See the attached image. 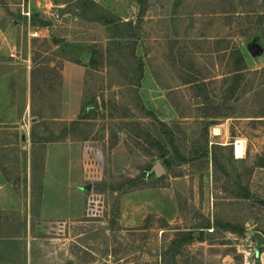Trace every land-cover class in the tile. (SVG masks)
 Here are the masks:
<instances>
[{
	"label": "rangeland",
	"instance_id": "1",
	"mask_svg": "<svg viewBox=\"0 0 264 264\" xmlns=\"http://www.w3.org/2000/svg\"><path fill=\"white\" fill-rule=\"evenodd\" d=\"M0 44V264H264V0H0Z\"/></svg>",
	"mask_w": 264,
	"mask_h": 264
},
{
	"label": "trees",
	"instance_id": "2",
	"mask_svg": "<svg viewBox=\"0 0 264 264\" xmlns=\"http://www.w3.org/2000/svg\"><path fill=\"white\" fill-rule=\"evenodd\" d=\"M137 1V0H136ZM230 6V4H229ZM82 6H73L72 8V12L73 10H76L78 12V10L81 8ZM89 8H91V12H95L96 9L94 8H97L93 3L89 4ZM88 10V8H87ZM73 15H76V13H72ZM91 20L93 21H100L102 22L103 24H109V23H112V18H108L107 16H97L96 13L93 14V16L90 18ZM90 54H91V59L89 60V64L93 65V54L94 52L93 51H90ZM233 56H234V61L237 63L234 68H233V72H238L239 70H241V67L244 66V58L243 56L241 55V53L238 51V50H234V52L232 53ZM240 76L237 74L236 76H234V79L232 81V84H231V88H230V92H231V95L235 92L236 88L238 87L239 85V82H240ZM194 82V81H193ZM196 82V80H195ZM185 84H192V81L191 80H187L185 82ZM213 115H216V114H213ZM214 117V116H212ZM244 199H248L250 198V194L247 193L245 196H243ZM225 230L226 231H230L231 232V224H228L226 223V225L224 226ZM25 233V232H24ZM13 239V238H12ZM192 240H194L193 236L191 233L189 232H176L174 234V238L172 239V241L170 242V247L168 248V250L166 252H164V254H162L160 256V261L162 264H165L166 263V258L171 256L173 259H172V262H169L168 264H176L174 258L179 254V250L182 246H187V245H190ZM5 241H3V237L0 236V245H3L5 244L6 248L9 249L10 246H12L13 242H6L4 243ZM5 264H13V262L11 263V261H6Z\"/></svg>",
	"mask_w": 264,
	"mask_h": 264
},
{
	"label": "water",
	"instance_id": "3",
	"mask_svg": "<svg viewBox=\"0 0 264 264\" xmlns=\"http://www.w3.org/2000/svg\"><path fill=\"white\" fill-rule=\"evenodd\" d=\"M247 51L249 52V54L251 56H258V55L261 54V52L258 51L257 46L255 45V43L248 44ZM84 54L85 55H84L83 60L85 62H89L90 57H91L90 52H86ZM260 164H261V161H260ZM156 171H157V173H161V168H160L159 165L156 166ZM253 238H255V240L257 241L259 246L263 244V239H262V237L259 234H254ZM257 251H258V248H257L256 252Z\"/></svg>",
	"mask_w": 264,
	"mask_h": 264
},
{
	"label": "built area",
	"instance_id": "4",
	"mask_svg": "<svg viewBox=\"0 0 264 264\" xmlns=\"http://www.w3.org/2000/svg\"><path fill=\"white\" fill-rule=\"evenodd\" d=\"M25 16H26V17H30V13L27 11V13H25ZM51 16H52L54 19H56V20L59 18V15H58L57 13H55V14L52 13ZM30 35H31V37H33V38H36V37L40 38V37H41L40 30H34V31L31 32ZM236 145H237V143L234 145L235 150H236Z\"/></svg>",
	"mask_w": 264,
	"mask_h": 264
},
{
	"label": "bare ground",
	"instance_id": "5",
	"mask_svg": "<svg viewBox=\"0 0 264 264\" xmlns=\"http://www.w3.org/2000/svg\"><path fill=\"white\" fill-rule=\"evenodd\" d=\"M237 144H239V143H237ZM241 149H242V147L240 146V144H239V145H237V146H236V150H237V152H236V153H239V152H241Z\"/></svg>",
	"mask_w": 264,
	"mask_h": 264
},
{
	"label": "crops",
	"instance_id": "6",
	"mask_svg": "<svg viewBox=\"0 0 264 264\" xmlns=\"http://www.w3.org/2000/svg\"><path fill=\"white\" fill-rule=\"evenodd\" d=\"M4 49H6V46H2V44H0V50H4ZM21 140L24 142L25 138H24V137H22V139H21Z\"/></svg>",
	"mask_w": 264,
	"mask_h": 264
}]
</instances>
